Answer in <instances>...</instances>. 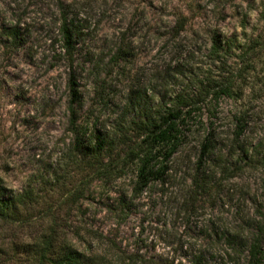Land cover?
<instances>
[{
	"label": "clouds",
	"instance_id": "obj_1",
	"mask_svg": "<svg viewBox=\"0 0 264 264\" xmlns=\"http://www.w3.org/2000/svg\"><path fill=\"white\" fill-rule=\"evenodd\" d=\"M182 18L188 23L177 35ZM217 42L229 55L217 59ZM181 63L196 71L176 83L170 74ZM249 63L256 71L245 80L240 71ZM261 69L264 0H0V209L15 206L21 220L5 233L32 243L63 216L59 240L76 244L78 236L76 247L91 246L86 264H149L151 255L170 256L169 244L210 246L185 229L223 226L231 215L220 205L264 181V164L253 170L241 159V146L253 154L264 143V83L255 79L264 80ZM199 81L243 96L217 105L204 94L197 119L186 125L192 131L179 126L188 142L165 160L169 141L153 142L134 126L145 106L128 111L130 93L146 92L154 108L175 111L181 93L201 94ZM250 109V127L237 138L233 116ZM209 122L215 133L201 169L206 186L193 205L186 173L198 167ZM141 169L146 186L138 189ZM53 173L63 179L57 183Z\"/></svg>",
	"mask_w": 264,
	"mask_h": 264
},
{
	"label": "rangeland",
	"instance_id": "obj_2",
	"mask_svg": "<svg viewBox=\"0 0 264 264\" xmlns=\"http://www.w3.org/2000/svg\"><path fill=\"white\" fill-rule=\"evenodd\" d=\"M149 7L154 6L149 4ZM196 8L198 11H202L203 5L197 4ZM187 23V18H182L180 21H178L175 29L177 35H179L180 31L184 29ZM245 23H247V21H245ZM217 44V59L229 55L228 50L221 46L219 42H217ZM258 47L259 42H254L251 45L249 51L251 53H254ZM157 55H159V52H157ZM195 71L196 70L189 65L181 63L177 64L175 68L171 70L170 75L174 82L180 83L182 82V78L187 79L189 76H194ZM255 71L256 68L254 65L250 63L245 64L240 71V75L244 76L246 80L245 74H251ZM260 71H264V69H261ZM255 79L257 84L264 83V80H261L260 76H256ZM199 83L202 89L200 95L181 93L176 98V101L178 99H182L186 100V102H188L189 104V106L184 107L185 109H188V112H190V115H185L186 121L184 125H182L185 126V132L192 131V129L186 127V125L190 121H194L197 119L195 113L201 112V109L198 107V105L203 102L204 94H213V99L214 101H216L217 105L221 101H223L225 104H228L229 102L234 104L243 96V92L241 91L231 92L230 89L221 90L220 85L216 84L215 81H208L206 87L204 81H199ZM153 92H155L154 89ZM253 98L259 99V96L254 94ZM141 104L145 106L139 113L142 119L137 120L134 124V126L140 132H142V129L141 127H137L136 124L147 121L149 120V118L152 119V117H154L155 115V111L162 109L153 107L154 101L152 100V97L146 92L142 97L136 91L131 92L128 103V111L135 112L136 109L141 106ZM161 104H163V98H161ZM181 106L183 107V105ZM250 111L251 109L249 111L241 113L239 116H233L234 134L237 138L250 127V121L253 119L252 115H250ZM209 116L218 119L214 111L209 110ZM214 133L215 128L213 127V124L209 122L208 131L204 139L198 145L199 157L196 160L198 167L194 172L186 173V175H189V179L191 180L193 185V193L191 197L193 205H195V203L201 198L202 189L206 186V177L201 172V169L204 166L205 156L207 155L211 147L210 141L214 136ZM177 139V146L179 144L188 142L187 136H183L182 133L178 135ZM203 146H205V148ZM195 147L196 146L194 145V149ZM241 148V159L246 167L255 170L258 169L262 164H264V143L254 145L253 154H250L248 152V149L243 148V146H241ZM240 170L243 169H237V171ZM53 176L55 177L57 183L59 182V180L63 179L62 176H58L56 173H53ZM256 183V181H253V185H255ZM259 184L260 186L258 187L253 188L252 186H249L247 190H241L235 194H232L230 198L225 200L224 204L220 205L221 211L230 210L229 214L231 215V220L226 222L223 226L217 228L215 225H213L211 231L205 229L204 231H201L199 233L194 232L191 227L185 229V232L193 238L199 239L203 237L206 240L211 241L210 246L201 247L200 249H186L182 243L176 245L175 247L169 244L168 247L171 250L170 256H164L160 254L151 255L149 257V264H249L251 260V250L254 244L259 245V250L261 253L256 264H264V191H261V188L264 187V181H260ZM29 194L31 199H38L40 197H43L45 195V192L41 191L38 194ZM210 210L212 212L217 211L216 201L211 202ZM64 216H67L69 219L71 218V208H69L68 211L64 213ZM20 224L21 220L19 218V214L15 219L4 220L0 218V250L3 249L5 251H8L13 246L22 245L21 243H17V241L12 238L11 229H9L8 233H5L4 231L5 225ZM64 227L65 221L63 216L51 220L48 224V227L40 233L37 239L41 238L43 235L49 234L53 230L56 231L57 235H59L58 230ZM80 243L81 240L77 236L76 244ZM76 244L72 245L78 250L85 252L81 248L76 247ZM84 247L88 249V252L85 253L88 254L92 251L91 246L85 244ZM153 252H155L154 245ZM101 255H104V253L102 252ZM135 258L139 261L144 260V257L139 255H137ZM17 260L18 259H15V261H13L12 263L8 262L7 264H20ZM20 260L22 261V259ZM131 260L132 258H129L128 264H131Z\"/></svg>",
	"mask_w": 264,
	"mask_h": 264
},
{
	"label": "trees",
	"instance_id": "obj_3",
	"mask_svg": "<svg viewBox=\"0 0 264 264\" xmlns=\"http://www.w3.org/2000/svg\"><path fill=\"white\" fill-rule=\"evenodd\" d=\"M184 27V26H182ZM218 45V44H217ZM217 52V50H216ZM178 104L183 105L182 108L175 111L162 107L161 110H156L154 117L149 120L136 124L141 127L142 132H147L149 139L153 142L160 140H168L171 147L170 150L164 153L165 160L171 158L177 149L178 135H180L179 126L184 125L186 116L190 112H184V107L189 106L186 100L178 99ZM186 102V103H184ZM184 103V104H183ZM73 123H75V111L73 110ZM186 115V116H185ZM185 116V117H183ZM145 143H148L146 140ZM205 148V146H203ZM133 155H135L133 153ZM151 161L149 160L148 163ZM147 163L145 164V168ZM147 177L144 175V169H141L138 188L142 189L146 186ZM28 199L30 194H28ZM18 210L15 206L9 208L5 203L0 209V218L4 220L15 219L18 215ZM259 245L254 244L251 250V260L249 264H256L260 256ZM27 258L30 264H86V258H91L87 253L75 248L71 243L61 242L56 231H51L49 234L43 235L41 238L33 241L30 244H22L13 246L8 251L0 250V264L13 262L15 259L21 264L20 259Z\"/></svg>",
	"mask_w": 264,
	"mask_h": 264
}]
</instances>
